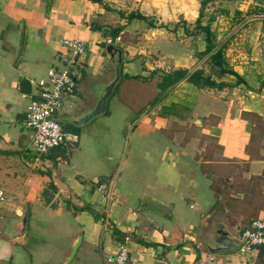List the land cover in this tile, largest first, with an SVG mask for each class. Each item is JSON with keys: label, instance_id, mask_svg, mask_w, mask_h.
Returning <instances> with one entry per match:
<instances>
[{"label": "crops", "instance_id": "1", "mask_svg": "<svg viewBox=\"0 0 264 264\" xmlns=\"http://www.w3.org/2000/svg\"><path fill=\"white\" fill-rule=\"evenodd\" d=\"M239 1L245 0H228ZM199 9L200 0H0V177L6 202L0 213V264H15L14 244L27 251L30 264H69L74 256L73 264H113L109 259L126 236V264H264L263 246L250 253H211L204 245L220 225L237 242L253 218H264V40L258 42L264 35V15L259 27V16L250 15L240 27H224L219 36L211 24L216 40L226 42V68L239 75L238 81L234 74L213 71L208 54L198 55L206 46L203 35L194 31ZM234 10L230 20L235 21L243 9ZM130 12L147 19L128 20ZM64 39H82L88 46L68 67L76 88L64 97L66 111L57 115L66 116L75 127L62 126L69 139L38 155L32 149L33 132L24 125L26 106L37 97V89L32 90L37 79L45 78L51 67H66ZM107 39L122 50L125 79L117 85L118 99L129 82L141 93H136L135 105L119 99L127 105L124 125L130 127L128 145L133 142L134 153L125 156L123 175L112 176L106 186L98 179L111 164L109 151H101L97 169L103 166L92 181L95 163L79 145L76 126L88 135L95 126L93 118L83 122L84 127L74 121L95 106L96 90L113 75L105 53ZM197 68L217 83L228 84L198 87L184 77L160 92L164 73ZM21 76L30 81L29 93L19 91ZM146 87L150 97L139 103ZM108 101L99 116L107 118ZM173 104L190 111L185 124L215 138L219 158L214 161L225 173V184L215 183L218 177L208 170L214 162L210 156L194 152L191 161L198 168H193L183 148H172L180 121L176 112L161 107L170 110ZM100 126L105 134L111 132L107 124ZM142 139L157 147L154 155L136 153ZM235 163L244 168L236 170ZM200 188L205 190L201 203L189 207L188 198H196ZM148 196L171 204L170 217L145 207L142 201ZM24 208L27 226L21 232L19 212ZM78 235L79 246L67 262Z\"/></svg>", "mask_w": 264, "mask_h": 264}, {"label": "rangeland", "instance_id": "2", "mask_svg": "<svg viewBox=\"0 0 264 264\" xmlns=\"http://www.w3.org/2000/svg\"><path fill=\"white\" fill-rule=\"evenodd\" d=\"M248 1H250L249 6L248 5ZM242 7L243 11V15L239 14L240 16L236 17L238 18L237 20H233L234 18H232L230 20L231 15H235V7ZM226 10L228 13H223L222 11ZM250 9V11H249ZM213 15L214 16V21L212 22V27L215 29L214 31H216L218 34L217 36L222 34V29H224V27L227 28L226 31H230L232 29V27L234 26H241L242 22L246 21V17H249L250 15H255V16H259V18L256 19V25L259 27L261 25V16L264 15V0H245L244 2L239 1V2H228V0H225L223 2H220L219 0H215L214 2H211L210 4L206 5L205 11H204V18H203V22L206 23L207 22V18ZM226 15L228 17H226ZM244 19V20H243ZM231 25L229 27H227L228 24ZM262 29L264 28V23H262ZM19 38L20 35H19ZM216 40V38H215ZM264 40V35L258 40V42L263 43ZM20 42V39H19ZM87 45H86V49H87ZM86 51V50H85ZM85 53V52H84ZM83 53V54H84ZM82 54V55H83ZM81 55V56H82ZM123 72V71H122ZM122 72H120V80L122 79V81L125 79L124 78V72L122 74ZM119 83V82H118ZM117 83V85H118ZM97 85L99 83H96ZM117 85L114 87L112 93L109 96V101H108V111H107V118L104 116H95L97 118L93 117V125L94 128L93 129H88V130H92L91 133L87 132L88 135L85 134V130L83 133V128L81 129V126H76L77 128V132L79 133L80 136V140H79V145L83 146L82 152L85 153V150H88L87 153L90 154L91 158H93V161L95 163V169H92V173L90 175V178L92 181L95 180V176L98 177V172H100L101 167L103 165H101L100 167L97 166L99 165V162L97 160L100 159L101 157V151L103 149H106V151L108 150L110 153V165H106L108 166L106 168V172L103 171V175L99 176V180H101L102 183H105L106 186L110 185V179L113 176L112 180L115 179L119 174L123 175L124 171H123V167H122V163L123 160L125 158V156L127 154H132L134 153L132 151V144L133 142L131 141L130 146L128 145L130 143L129 140V133H130V127H128V125H124V123H126V120H128L129 115H125V107L127 108V105H125L124 103L121 102V100H119L120 98L123 100H127V102L125 103H130L131 105H135L137 104L136 101V93H141L140 91H136L135 86L136 83L135 82H129L127 83V88L125 90H123L122 92V96L119 97L118 99V93H119V89L120 86L117 87ZM120 85V84H119ZM33 93H36V88L33 87L32 88ZM147 90H150V88L146 87L145 88V92H143V97L142 99L139 100V103L143 100H147L150 95L146 93ZM74 93V92H73ZM73 93H63L61 96V104L60 107L57 109L56 112V118L58 120V122L63 126V127H67L69 130H71L72 127H75L74 124H72L71 122L68 121V118L64 115H62L61 117H57V115L60 112H65L66 109L64 108L65 106H63V100L64 97L66 95H71ZM76 97H78L79 95L75 94ZM81 96V95H80ZM156 100L152 101L149 103V105L147 106V110H150L155 104ZM113 108H111L112 106ZM62 106V107H61ZM125 106V107H124ZM60 110V111H59ZM165 110L166 112H176V118L180 121L177 128H176V137H175V142L172 146V148L175 147V149H180L183 148V150L186 152V155L188 157H190V162H191V166L197 167L198 166L191 161V155L194 154V152L198 151V155L202 156V158L205 157H209L212 158V160H218L219 156V149L217 147L216 144V140L213 136L210 137V135H202L200 134V129L195 126H189V124H185L183 121H185L188 118V113H190V111L187 110V107H185L182 104H173L169 109H166L165 107H161V111ZM136 115V114H135ZM138 115V114H137ZM125 116V117H124ZM99 117H104V118H99ZM100 122L107 124V126L111 129V132L105 134L102 131V126H100ZM198 122V121H197ZM129 123V122H128ZM184 123V124H183ZM199 123V122H198ZM86 125V123L84 125H82L83 127ZM197 125V124H196ZM26 127V126H25ZM27 128V127H26ZM29 129V128H28ZM32 131V130H31ZM196 139V141H195ZM88 145H83V144H87ZM150 141V140H149ZM139 145H138V151L136 153H145L148 155H154L152 152V149L155 148V150L157 151V147H152V143L151 142H147L146 139H142V141H138ZM150 143V144H149ZM196 143H198L199 145L197 146ZM102 145V146H101ZM75 147V146H73ZM198 148V149H197ZM75 149V148H73ZM70 149V150H73ZM85 149V150H84ZM197 149V150H196ZM216 161L212 162L209 164V168L208 170H210L211 172H213V174H215L216 177H218V181H216L215 183H221V184H225L224 181H222V177H224L223 171H221L220 169H218ZM220 163V162H219ZM1 164V163H0ZM105 166V163H102ZM236 164V163H235ZM32 168V167H29ZM236 170L242 169L244 168V164L243 166H240V164H236L235 165ZM232 169V168H230ZM234 169V168H233ZM32 170V169H30ZM235 171V170H234ZM237 172V171H236ZM235 172V173H236ZM217 179V178H216ZM0 189L4 190L2 184H1V177H0ZM205 194V190H203V188L199 189V195L195 198H188V205H190L189 207L194 208L197 206V204L200 202V196H204ZM198 202V203H197ZM6 203V202H5ZM3 201H0V213H2V207L3 204H5ZM201 203V202H200ZM29 226L32 227L31 223H29ZM3 225L0 224V228H2ZM41 230H47L48 228H46L43 224H39L38 226ZM50 228V227H49ZM30 228H28L26 230V233L24 234V236H26V234H28ZM49 230V229H48ZM59 246H61L62 241L60 240V242L58 243ZM64 246V244H63ZM32 259L31 261L35 260V254L32 253ZM59 255L55 258H53V261L55 263H57L58 259H59ZM58 258V259H57ZM74 261H76V256H74V258L72 259V261L69 264H73ZM53 264V263H52Z\"/></svg>", "mask_w": 264, "mask_h": 264}, {"label": "built area", "instance_id": "3", "mask_svg": "<svg viewBox=\"0 0 264 264\" xmlns=\"http://www.w3.org/2000/svg\"><path fill=\"white\" fill-rule=\"evenodd\" d=\"M63 43L68 49L66 67L49 68L45 78L37 79L34 86L37 97L32 98L26 106L24 125L33 132L32 149L38 154H44L53 147L64 144L69 134L64 131L56 118L57 109L61 104L63 93H72L76 88V80L69 70L78 58L85 52L86 43L82 39H64ZM107 44L112 40L107 39ZM75 135L73 138L75 139ZM4 193L0 190V201ZM128 242L126 236L118 244L117 253L109 259L113 264H126L128 260ZM264 247V218L255 217L240 237L238 252L250 253L256 247Z\"/></svg>", "mask_w": 264, "mask_h": 264}, {"label": "water", "instance_id": "4", "mask_svg": "<svg viewBox=\"0 0 264 264\" xmlns=\"http://www.w3.org/2000/svg\"><path fill=\"white\" fill-rule=\"evenodd\" d=\"M105 53L107 54L110 62L112 63L113 75L108 82L101 84V86L96 90L97 91V100L95 106L90 109L85 115L79 117L74 123L82 125L83 122L88 121L89 119L102 114L107 106V99L112 93L114 87L120 80L121 72V63H122V50L113 45L107 44L105 46ZM31 88L30 81L24 76L20 77L19 81V91L22 93H29ZM66 132V129H64ZM142 203L145 207L150 208L159 213L165 214V216L170 217L169 211L172 208V205L166 202H163L152 196H148L143 199ZM20 215V231L23 232L27 226V210L24 208ZM81 241V236L78 235L77 238L73 241L71 245L70 253L67 257V262L71 260L75 254L77 247ZM204 245L211 253L219 252H234L237 251L240 246V241L235 242L234 238L228 236V234L223 231L222 226L220 225L217 230V234L213 237H210L208 240H204ZM12 254L14 256L13 262L15 264H30V257L27 251L19 244L12 245ZM164 264H168L166 261Z\"/></svg>", "mask_w": 264, "mask_h": 264}, {"label": "trees", "instance_id": "5", "mask_svg": "<svg viewBox=\"0 0 264 264\" xmlns=\"http://www.w3.org/2000/svg\"><path fill=\"white\" fill-rule=\"evenodd\" d=\"M213 0H200V9H199V15L195 21V35L196 34H202L203 38L205 40L206 46L205 49L202 52H199L198 55L200 57H203L208 54L207 60L212 65L213 71L219 72V74L223 73H231L237 76L238 81L241 80L239 75L231 70L226 68V61H225V41L215 40V34L214 31L211 28V24L214 21V16L210 15L207 18V22L203 23L204 18V11L206 8V5L212 2ZM223 13H228L226 10L223 9ZM241 11L236 10V13H240ZM126 18L128 20H131L132 18H138V19H147L146 16L142 15L138 12H130L127 14ZM228 40V39H226ZM219 69V71H218ZM188 69H173L169 73H164L162 75L161 81L158 83V86L160 88V92H165L168 87L175 84L177 81H179L182 78H186L187 81L195 84L198 87L208 86V87H216V86H223L228 84L226 81L217 83L214 79H212L210 76H205L203 73L202 68H197L193 70L192 72H188ZM157 100V99H156ZM61 147V146H58Z\"/></svg>", "mask_w": 264, "mask_h": 264}, {"label": "bare ground", "instance_id": "6", "mask_svg": "<svg viewBox=\"0 0 264 264\" xmlns=\"http://www.w3.org/2000/svg\"><path fill=\"white\" fill-rule=\"evenodd\" d=\"M199 122H200V120H199Z\"/></svg>", "mask_w": 264, "mask_h": 264}]
</instances>
